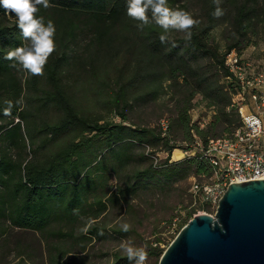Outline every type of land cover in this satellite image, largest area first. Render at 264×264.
<instances>
[{"label": "trees", "instance_id": "obj_1", "mask_svg": "<svg viewBox=\"0 0 264 264\" xmlns=\"http://www.w3.org/2000/svg\"><path fill=\"white\" fill-rule=\"evenodd\" d=\"M49 3L37 16L54 23L56 49L43 75L25 79L26 71L5 56L28 41L15 13L0 5V241L22 231L44 242L47 264H93L97 243L105 249L137 235L121 227L135 219L123 218L135 202L178 196V183L214 175L205 152L209 140L230 137L241 126L226 58L264 39V0H221L218 18L213 0H168L199 24L190 41L170 30L164 44V30L154 22L137 27L127 0ZM198 97L212 112L206 126L191 116ZM162 101L169 117L162 114L157 127L134 120ZM8 102L11 114L5 115ZM179 142L189 155L172 160ZM159 152L168 157L159 160ZM200 210L211 212L208 205ZM196 213L188 211L186 223ZM171 242L144 243L146 261L159 264ZM111 255V264H135L122 249Z\"/></svg>", "mask_w": 264, "mask_h": 264}, {"label": "rangeland", "instance_id": "obj_2", "mask_svg": "<svg viewBox=\"0 0 264 264\" xmlns=\"http://www.w3.org/2000/svg\"><path fill=\"white\" fill-rule=\"evenodd\" d=\"M14 20V19H12ZM221 29L216 32L219 36ZM220 37V36H219ZM256 45H252L247 50V55H251L253 59H259L264 53V39L256 40ZM252 47H256L253 51ZM28 72L26 71L22 78H27ZM168 98L166 97L165 102ZM200 97L195 100V108L191 112V116L194 122L199 121L201 124L206 126L212 117V112L202 103H200ZM24 110H26L25 103L23 102ZM163 101L154 105L145 111H139L134 115V120L136 122L143 123L150 127H157L160 123L159 117L162 115V119L169 117V114L164 112ZM38 109L39 106H37ZM36 107L32 108L34 111ZM42 110H39L40 115H42ZM8 118V122H9ZM119 121L118 119H116ZM6 122V121H5ZM15 122H20L25 130V122L22 119H15ZM29 144V143H28ZM180 148L176 149L172 155V160H182L186 157L184 151L186 148V143L179 142ZM168 157L166 152H159V160H163ZM194 181H198L202 184H207L211 182V179H190L180 182L177 184V194L168 196H161L153 198L151 196H145L141 201L135 202L136 208L130 210L123 218L130 221L132 216H134L133 222H130V228L136 229L137 235H132L123 241L116 242L113 244H107L108 247L104 249L101 244H96L93 255V264H111L112 263V251L121 249V243L124 241H131L133 245L138 247H143L145 249L144 243L155 240L157 237H161L169 244L173 237L177 235L178 231L187 225L186 220L188 219V211L191 204L190 189ZM114 186L116 183L113 182ZM180 206H188L185 211L180 209ZM204 212V211H202ZM216 213H209L208 215L215 216ZM122 216L116 219V222L123 219ZM115 222V223H116ZM123 222H121L122 224ZM114 225V223L112 224ZM166 247V245H163ZM109 252V253H108ZM24 253V254H22ZM104 253V254H103ZM109 255H105V254ZM45 244L42 242L38 236L33 234L24 233L22 231L13 230L8 234L6 240L2 239L0 241V264H47ZM145 264H153L151 261H145Z\"/></svg>", "mask_w": 264, "mask_h": 264}, {"label": "built area", "instance_id": "obj_3", "mask_svg": "<svg viewBox=\"0 0 264 264\" xmlns=\"http://www.w3.org/2000/svg\"><path fill=\"white\" fill-rule=\"evenodd\" d=\"M247 50L243 54L232 51L226 58L233 106L240 114L241 126L230 137L209 140L205 152L214 175L210 183L194 181L191 186L189 210L197 212L194 217L209 214L200 210L205 205L211 208L210 214L216 213L231 184L264 180V53L256 60ZM162 126L166 130L168 122L163 120Z\"/></svg>", "mask_w": 264, "mask_h": 264}, {"label": "water", "instance_id": "obj_4", "mask_svg": "<svg viewBox=\"0 0 264 264\" xmlns=\"http://www.w3.org/2000/svg\"><path fill=\"white\" fill-rule=\"evenodd\" d=\"M159 264H264V180L231 184L215 216L191 219Z\"/></svg>", "mask_w": 264, "mask_h": 264}, {"label": "clouds", "instance_id": "obj_5", "mask_svg": "<svg viewBox=\"0 0 264 264\" xmlns=\"http://www.w3.org/2000/svg\"><path fill=\"white\" fill-rule=\"evenodd\" d=\"M213 2L217 5L213 15L218 18L224 14L219 7L221 0ZM0 5L6 10V14L15 13L16 26L23 40L28 41L26 45L9 50L5 59L15 62L12 67L19 65L32 75H43L44 67L56 49V27L51 20L45 23L44 17H38L37 13L40 6L44 8L51 6L49 0H0ZM127 15L139 22L137 27L141 30L151 22L160 26L164 30V34L159 37L161 44L167 42V33L170 30L184 32V39L190 41L193 35L192 28L199 24V20L193 18L188 11L169 7L168 0H127ZM11 107V102H8V107L4 110L5 115L11 114ZM121 227L124 232L130 230L127 223ZM121 249L129 261L145 264L147 252L143 247L135 246L131 241H124L121 243Z\"/></svg>", "mask_w": 264, "mask_h": 264}]
</instances>
